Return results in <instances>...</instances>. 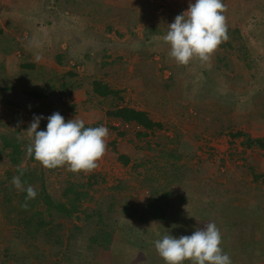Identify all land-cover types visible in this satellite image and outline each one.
<instances>
[{
	"label": "rangeland",
	"instance_id": "obj_1",
	"mask_svg": "<svg viewBox=\"0 0 264 264\" xmlns=\"http://www.w3.org/2000/svg\"><path fill=\"white\" fill-rule=\"evenodd\" d=\"M47 1L0 0V26L21 43L10 55L0 52V66L10 81L15 80L14 90L0 91V264H165L155 241L165 234L191 235L207 222L219 228L221 247L232 264H264V179L255 178L264 173V149L246 148L245 137L231 135L241 130L264 137V104L253 98L257 91L264 92V0H222L227 28L239 30L238 44L255 61V70H262L261 78L251 83L252 70L236 60V71L243 76L240 86L227 80L232 81L234 72L225 76L226 70L218 68L217 51L207 62L194 58L179 65L169 56L165 35L152 33L158 20L184 12L195 0H97L101 14L94 18L71 14ZM47 18L53 23L45 26ZM22 48L39 65L38 72L44 68L54 77L77 71L76 79L68 78L70 83H81L73 88V97L56 93L39 101L28 98L20 81L21 72H26ZM59 54L63 63L57 60ZM172 65L179 66L182 75L176 84L165 87ZM48 75L36 86L50 89ZM88 78L119 89L124 98L120 105L146 110L164 127L139 136L142 128L107 116L112 98L98 105V97L89 94ZM73 104L76 111L70 110ZM54 112L65 122L75 118L107 127V151L90 174L73 173L66 166L46 169L28 157L22 161V166L43 172L55 201H67L64 193L71 184L87 193L71 218H56L53 213L45 216L47 225L27 233L19 221L23 216L18 199L13 198L11 205L4 194V187L10 185L8 170L14 166L7 161L8 151L1 152L2 139L15 138L23 146L31 143L27 129L34 115L44 117L39 128H45ZM158 141L196 157L185 161L193 164L181 189L185 201L172 207L165 220L150 225L146 216L140 217L157 187L152 176L158 172L155 169L148 177L147 160L160 156ZM122 154L131 158L128 164L119 159ZM126 205L134 209L131 215L123 212ZM102 228L112 232L108 248L90 240L93 235L101 238ZM57 237L60 243L52 246Z\"/></svg>",
	"mask_w": 264,
	"mask_h": 264
},
{
	"label": "trees",
	"instance_id": "obj_2",
	"mask_svg": "<svg viewBox=\"0 0 264 264\" xmlns=\"http://www.w3.org/2000/svg\"><path fill=\"white\" fill-rule=\"evenodd\" d=\"M52 1L60 10H67L71 14H88L93 18L96 16H100L101 14L99 2L97 0ZM47 2H50V0H48ZM75 4L77 5L74 6ZM105 7L109 8L110 6L108 5ZM49 11L51 12V14H55V10ZM111 11L109 10V12ZM182 13L183 12L176 11L165 15L160 20H158L157 24L152 26V33L157 30L161 34L166 35L169 30V24L173 23L175 17ZM46 21L47 23H45V26L53 23H51L52 19L50 20L49 18H47ZM227 34L229 37L228 40L221 43V45L216 50L218 68L220 70H226L224 73L225 76H228L230 71L234 72L233 77L231 78L232 81L230 80V78L228 79V77L227 80L232 82L233 85L240 86L243 81V76L240 72L236 71V62H244L245 66L252 70L251 79H249V81L251 83H255L258 77L261 78L260 73L262 70H255V61L251 62V60H249V55L245 53L244 46L238 44L241 36L239 30L229 27L227 28ZM29 35L30 40L31 38H33V30H30ZM79 37H81V35H79ZM20 47L21 43L15 38V36L11 35L9 32L4 30L2 26H0V52L6 55H10ZM21 51L24 58L26 59V62H23L21 65L26 72H21L22 79L20 81L22 82L23 86L26 87L24 88L23 93L26 94L28 98L39 101L48 97L52 98L56 95V93L68 95L70 98H72L74 93L73 88L81 86L80 82L75 81L70 83L68 79H76L78 77L77 71L70 70L62 75L55 74V76L52 77L54 75L52 74L51 76H49L48 71L46 72L44 68L42 72L37 71V67L39 65L37 66L36 62L29 58L30 54L27 50L22 48ZM233 55H235V59H232V57H234ZM63 59V55L59 54L57 56L58 62L63 63ZM169 69V77H167L163 81L164 85L166 84L165 87H171L172 84H176L178 82V79L182 75L179 66L172 65L169 66ZM226 72H228V74H226ZM44 73L49 76L48 83L49 81H51L50 89L48 87L42 89L36 86L37 81L44 80ZM9 79L10 78L5 74L4 66H0V80H2L1 82H4L2 83L3 85H0V91L14 90L13 88L15 87V80L12 79L10 81ZM86 81L89 82L90 96L94 95L95 97H98L96 101L98 105L99 103L107 101L108 98H112V100L110 101V106H113L114 108L112 107L107 109V116L119 119L125 125H136L137 127L142 128L143 130L141 129L140 132L137 133L139 136L148 135L150 131L153 132L158 128L161 129L164 127L162 122L154 120L150 116L148 111L137 109L127 105H120V102L124 99L120 93L121 91L119 89L113 88L106 81H103L99 78H88L86 79ZM263 81L264 77L262 78L261 82L263 83ZM262 83L259 85L260 88H263ZM10 96L12 97V95ZM253 98L261 104H264V92L262 90L257 91L253 95ZM70 110L76 111L75 104L70 107ZM98 126L99 124L85 123V127L94 128ZM46 127L39 128L38 131L46 130ZM223 129H226V127H223ZM119 133L125 134V132L122 131ZM231 135L232 137H245L242 143L246 148L258 147L264 149V137H252L241 130L233 132L231 133ZM2 141L3 146L1 152L5 150L8 151L6 153L7 161L10 162L11 166H14V170H8L7 180L10 181V185L8 184L9 186L4 187V194L6 195V201L11 205L13 203V198L16 197L18 199L20 204V214L23 216L19 219V221L23 222L28 228V230H26L27 233L34 232L35 228L40 229L43 226L47 225L49 222L45 219V216H53V213H57L56 218L57 216L62 218H71L73 214L79 210L81 200L84 198V196L87 195V193L80 190L77 184H71V186H68L64 193L67 201L53 200L44 184L45 179L43 176V172L38 173L36 170L22 166V161L27 157L31 160H35L34 156L29 157L26 154V149L30 143L23 146L24 144L20 140L7 137H3ZM158 143L161 146L160 156L156 155L147 160L151 164L150 166H148L149 168H147L148 174H150L149 172H154L155 169L156 172H158L155 177L152 176V179L157 181V187L152 189L145 214L143 217H140V220H143L146 216V219L148 220V223H150V225L165 220L172 207H178L185 201V199L181 195V189L185 183L187 174L189 172H193V164L187 163L185 161H190L192 160V158L196 157L194 152H188L187 155H185L183 149H179L176 147H166V143L161 144L160 141H158ZM119 159L122 161V163L128 164L131 158L127 155L122 154L119 156ZM21 169L23 170V175H21L20 173ZM15 176L20 177V180L25 189L29 185H31L32 187L34 186L33 188H35L37 191V196L35 199H27L26 190H18V192L15 191L17 188L12 184V179ZM148 177H151V174ZM148 177H146V179H149ZM255 178L257 180L259 178L264 179V173L255 174ZM34 184H38L41 189H38V187H36ZM24 205L27 206L24 207ZM133 210L128 205L123 208V212L125 211V213L129 215H131L130 213ZM101 219H103L102 216ZM110 226L111 225L109 224V226L107 227L109 228ZM104 228L100 230L102 234L101 238H98V235H93L90 240L97 245L108 248L112 241V232ZM58 240L59 238L57 237L54 240L55 242L51 243V245L55 246L56 244L60 243V241L58 242Z\"/></svg>",
	"mask_w": 264,
	"mask_h": 264
},
{
	"label": "clouds",
	"instance_id": "obj_3",
	"mask_svg": "<svg viewBox=\"0 0 264 264\" xmlns=\"http://www.w3.org/2000/svg\"><path fill=\"white\" fill-rule=\"evenodd\" d=\"M226 5L222 0H195L187 10L175 17L163 40L170 45L169 56L179 65H188L194 58L207 62L221 45L228 40ZM43 116L33 117L28 131L31 143L26 149L29 157L35 158L42 167L55 169L67 167L73 173L90 174L99 167L107 151L109 130L101 125L85 127L81 119L65 118L54 112L47 117L46 130H40ZM23 175V170H20ZM12 184L27 192V199L37 196L31 185L24 188L20 177L15 176ZM27 205H24L26 207ZM222 236L214 222H207L203 229L191 235L175 237L163 235L154 247L165 264H232L231 258L222 247Z\"/></svg>",
	"mask_w": 264,
	"mask_h": 264
}]
</instances>
